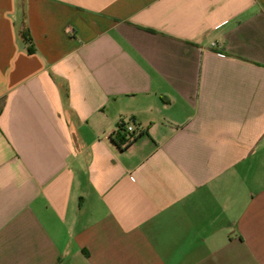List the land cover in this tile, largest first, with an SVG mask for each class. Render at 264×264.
<instances>
[{"label": "crops", "instance_id": "0c3cea01", "mask_svg": "<svg viewBox=\"0 0 264 264\" xmlns=\"http://www.w3.org/2000/svg\"><path fill=\"white\" fill-rule=\"evenodd\" d=\"M0 264H264V0H0Z\"/></svg>", "mask_w": 264, "mask_h": 264}, {"label": "trees", "instance_id": "16d2710c", "mask_svg": "<svg viewBox=\"0 0 264 264\" xmlns=\"http://www.w3.org/2000/svg\"><path fill=\"white\" fill-rule=\"evenodd\" d=\"M24 36L27 38L26 32H24ZM137 135L138 134L127 132L123 126H118V131L112 135V138L120 147H122V145L130 144Z\"/></svg>", "mask_w": 264, "mask_h": 264}, {"label": "built area", "instance_id": "2783aa9c", "mask_svg": "<svg viewBox=\"0 0 264 264\" xmlns=\"http://www.w3.org/2000/svg\"><path fill=\"white\" fill-rule=\"evenodd\" d=\"M118 126H123L125 130L129 133L138 134L140 132V128L135 126L131 122H126L124 120H121L118 124Z\"/></svg>", "mask_w": 264, "mask_h": 264}]
</instances>
